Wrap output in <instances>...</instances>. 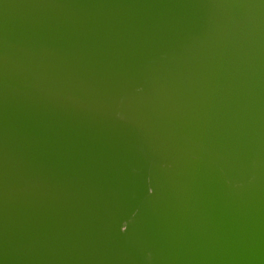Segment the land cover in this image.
Returning a JSON list of instances; mask_svg holds the SVG:
<instances>
[{"label": "water", "instance_id": "95a60500", "mask_svg": "<svg viewBox=\"0 0 264 264\" xmlns=\"http://www.w3.org/2000/svg\"><path fill=\"white\" fill-rule=\"evenodd\" d=\"M251 3L0 0V264H264Z\"/></svg>", "mask_w": 264, "mask_h": 264}, {"label": "bare ground", "instance_id": "6f19581e", "mask_svg": "<svg viewBox=\"0 0 264 264\" xmlns=\"http://www.w3.org/2000/svg\"><path fill=\"white\" fill-rule=\"evenodd\" d=\"M250 9L252 13H255L257 16L264 15V0H252V3L250 5ZM155 66V64H154ZM157 66H163V64H157ZM156 66V68H157ZM159 70V68H157Z\"/></svg>", "mask_w": 264, "mask_h": 264}]
</instances>
